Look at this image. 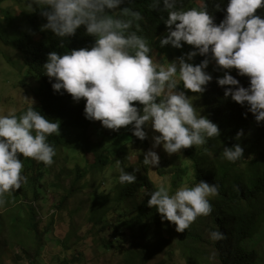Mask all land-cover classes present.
Instances as JSON below:
<instances>
[{
  "label": "trees",
  "instance_id": "16d2710c",
  "mask_svg": "<svg viewBox=\"0 0 264 264\" xmlns=\"http://www.w3.org/2000/svg\"><path fill=\"white\" fill-rule=\"evenodd\" d=\"M10 2L15 4L8 7ZM183 2L185 7H193L202 0ZM205 2L214 22L219 24L227 14L228 0ZM150 3L151 0H125L120 7L141 11L145 18L141 25L143 34L153 48L155 59L167 64L193 51V46L187 43L182 48L160 45L159 40L168 32L164 23L168 13L163 10L162 3L155 9L148 7ZM34 8L35 11H27L25 0H0V53L2 46L15 49L22 55L29 73L38 77L40 85L34 93L37 102L33 107L59 123V134L48 137L57 155L51 166H45L20 154L27 183L6 196L7 203L0 207V264L1 255L7 250H18L13 254L16 261L22 259L37 264L46 245V236L54 230L57 219L66 213L74 217L85 205L95 251H112L123 264H151L163 255L166 260L155 264H169L177 250L184 264H264V120L251 118L247 104L241 105L225 96V88L230 86L218 85L217 78L222 77L226 69L212 65L205 69L213 79L203 93L184 89L182 83L177 86L191 98L200 115L219 126L220 135L209 138L202 146L181 149V156L167 159L163 155L155 170V167L143 165L149 141L158 134L150 123L143 126L147 133L144 140L134 136L133 125L122 126L119 130L108 129L99 121L86 119L85 98L76 101L63 89L53 90L55 79H50L43 71L48 53L55 51L63 55L72 49L90 48L95 37L88 35L84 26L75 35L65 38L56 36L51 30H41L47 21L40 8ZM257 14L264 17V8L257 9ZM19 18L26 22H20ZM7 22H12L13 27L5 28L3 23ZM209 56L211 58V53L197 54L193 63L198 64ZM228 72L242 86L250 85V78L239 75L237 69ZM133 103L142 110L139 102ZM28 106L18 109L17 114ZM240 130L243 135L237 139ZM236 143L244 147V156L229 162L223 158L222 151ZM55 167L60 170L48 183L47 176L54 173ZM119 168L134 172L136 182L121 184ZM109 171H114L110 180L106 177ZM155 172L158 178L169 179L170 194L182 185L191 187L201 180L216 183L218 193L211 197L210 214L198 216L184 232H177L173 223L162 221L155 207L147 204L150 194L160 186L154 181ZM48 188L60 195L54 197L58 198V203L54 204L56 218L40 231L37 203L45 199ZM83 192L86 202H70L74 194ZM213 229L224 233V238L210 240L208 233ZM73 232H76L74 228L70 233ZM104 232L108 235H102ZM63 244L67 251L70 250L66 241ZM84 258L82 252H77L72 256V263L86 264Z\"/></svg>",
  "mask_w": 264,
  "mask_h": 264
},
{
  "label": "clouds",
  "instance_id": "9594fccd",
  "mask_svg": "<svg viewBox=\"0 0 264 264\" xmlns=\"http://www.w3.org/2000/svg\"><path fill=\"white\" fill-rule=\"evenodd\" d=\"M125 0H25V9L35 11L37 6L46 18L41 30H51L65 38L76 34L84 26L88 35L95 37L90 48L72 49L63 55L48 53L43 65L44 73L55 82L54 91L65 90L73 99L85 98L86 119L100 121L102 126L119 130L133 125V134L141 140L147 137L144 125L149 124L159 135L153 137V147L163 146L168 154L181 149L202 146L209 138L220 135L219 126L206 116L200 115L191 98L178 90V84L194 93H203L213 79L205 69L235 68L239 75H247L250 85L225 71L217 78L225 88V96L241 105L249 106V115L257 121L264 120V17L257 9L264 8V0H228L226 16L219 23L207 10L205 0L198 6L185 7L183 0H151L149 8L161 3L168 13L164 23L167 35L159 40L161 46L182 48L184 43L193 51L171 62L155 59L153 48L143 34L141 11L132 7H120ZM220 6L217 5V8ZM163 19V17H162ZM205 58L194 64L197 54ZM214 62L216 65H214ZM133 102H139L142 110ZM59 134V123L42 115L33 103L17 114L10 109L0 114V207L6 196L27 183L23 174L25 158L54 163L57 149L48 137ZM237 139L243 130L237 132ZM244 147L236 143L225 147L222 156L229 162L241 160ZM156 151L144 154L143 165L159 164ZM119 165V160H117ZM119 182L135 183L136 175L119 168ZM218 193V185L206 181L189 187L180 186L170 194L161 184L150 194L149 207H155L162 221L175 225L177 232H184L198 216L212 211L211 197ZM212 241L224 238L219 230H209Z\"/></svg>",
  "mask_w": 264,
  "mask_h": 264
},
{
  "label": "rangeland",
  "instance_id": "374dc122",
  "mask_svg": "<svg viewBox=\"0 0 264 264\" xmlns=\"http://www.w3.org/2000/svg\"><path fill=\"white\" fill-rule=\"evenodd\" d=\"M15 2H10L7 6L12 7ZM23 19V18H22ZM19 20L20 22H26L24 19ZM18 23V22H17ZM5 28L13 27L12 22L3 23ZM193 63V60L191 61ZM214 65L216 63L214 62ZM165 67L167 64L164 65ZM217 66V65H216ZM229 69H226L228 72ZM40 85L38 77L34 74L29 73V69L23 62L22 55L15 49L2 46L0 53V114H6L8 110L24 108L27 105L35 104L37 99H35V91ZM100 125L101 122H98ZM155 135H159L155 134ZM154 135V136H155ZM97 142V139L94 140ZM154 140L151 138L149 144L145 150V153L148 150L156 151L160 158L165 155L167 159H171L175 156H180L179 153L168 154L162 144L156 147H153ZM144 153V154H145ZM161 160L159 159V163ZM159 165V164H158ZM155 167V170L157 166ZM59 168L55 167L54 173L50 176H47V182L51 183L54 180V176L59 172ZM114 171L108 173L106 176L110 180V176ZM155 183L161 185L162 183L169 187V179L158 178L156 172L153 174ZM54 191L51 188H48L45 194V199L39 203L40 214V226L39 230L44 231L48 226H50V221L53 217L56 218L57 210L54 208V204L58 203V198L60 195L53 194ZM75 196L70 202H75L80 204L81 201H87L85 198V193L79 195L74 194ZM90 206V205H89ZM87 205L84 206V209L77 210L74 217H71L69 213L62 215L57 219L54 230L46 236V245L44 246L42 256L40 257L37 264H83V263H72V256L77 252H82L84 254V263L86 264H123L120 262V257H115L112 251L103 252L95 251L94 247L95 242L93 241L92 236L89 234L90 224L86 219L87 216ZM55 215V216H54ZM77 223V225H75ZM74 228L76 232L70 233L71 229ZM70 233V234H69ZM108 235V233H102V235ZM65 241L68 245L71 246L70 250H66L64 247ZM18 251V250H17ZM7 250L1 255L2 264H30L28 260H18L16 261L13 257L14 252ZM98 254V255H97ZM166 260L163 256L157 257L151 264L160 263ZM169 264H184V260L180 257L179 251Z\"/></svg>",
  "mask_w": 264,
  "mask_h": 264
}]
</instances>
